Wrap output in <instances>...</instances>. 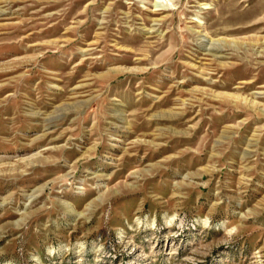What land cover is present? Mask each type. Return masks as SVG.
<instances>
[{"label":"rangeland","instance_id":"obj_1","mask_svg":"<svg viewBox=\"0 0 264 264\" xmlns=\"http://www.w3.org/2000/svg\"><path fill=\"white\" fill-rule=\"evenodd\" d=\"M0 264H264V0H0Z\"/></svg>","mask_w":264,"mask_h":264},{"label":"bare ground","instance_id":"obj_2","mask_svg":"<svg viewBox=\"0 0 264 264\" xmlns=\"http://www.w3.org/2000/svg\"><path fill=\"white\" fill-rule=\"evenodd\" d=\"M236 28V27H235ZM245 27H242V26H240L239 28H238V30H243ZM246 30V29H245ZM208 41V40H207ZM215 45L214 44H212L211 43V46H210V48H209V50H214V47Z\"/></svg>","mask_w":264,"mask_h":264}]
</instances>
